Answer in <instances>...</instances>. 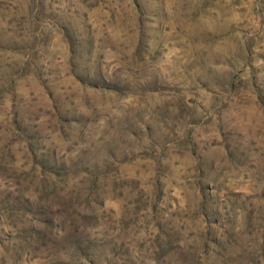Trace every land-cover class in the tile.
I'll return each instance as SVG.
<instances>
[{
  "label": "rangeland",
  "instance_id": "374dc122",
  "mask_svg": "<svg viewBox=\"0 0 264 264\" xmlns=\"http://www.w3.org/2000/svg\"><path fill=\"white\" fill-rule=\"evenodd\" d=\"M0 264H264V0H0Z\"/></svg>",
  "mask_w": 264,
  "mask_h": 264
}]
</instances>
